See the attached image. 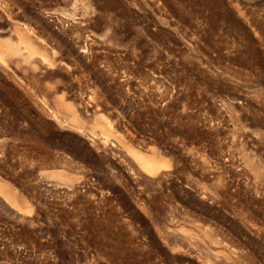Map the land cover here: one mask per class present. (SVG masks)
Here are the masks:
<instances>
[{
    "label": "rangeland",
    "instance_id": "374dc122",
    "mask_svg": "<svg viewBox=\"0 0 264 264\" xmlns=\"http://www.w3.org/2000/svg\"><path fill=\"white\" fill-rule=\"evenodd\" d=\"M22 35L49 61L0 59L30 206L0 192V264H264V0H0Z\"/></svg>",
    "mask_w": 264,
    "mask_h": 264
},
{
    "label": "bare ground",
    "instance_id": "6f19581e",
    "mask_svg": "<svg viewBox=\"0 0 264 264\" xmlns=\"http://www.w3.org/2000/svg\"><path fill=\"white\" fill-rule=\"evenodd\" d=\"M34 53H40L42 55L43 59L49 61L48 53L43 48H41L39 45H37L35 42H33L28 35H22L19 38L18 42H12L10 40H0V59H3L4 57L9 56V55H20L23 59L28 61L30 56L33 55ZM66 106H68L71 109V107L69 105H66ZM102 121H103L102 126H103L104 130L109 131L111 129L109 127V122L104 118ZM128 148L133 153V155L136 157L139 164L148 173H151V174L156 173V172L160 171L162 168H165L169 165V162L164 158L158 157L154 154L153 155L144 154V153L137 151L134 148L129 147V146H128ZM2 183L3 182L0 181V190H1L0 192L1 193L3 192L4 199H8L7 201L15 203L16 205L15 204L14 205L16 207H18L17 209H19L18 212H21V210H24V216H25V214L30 210L29 204H27V202L18 203L16 201V199L14 198L12 191ZM4 183H6V182H4ZM12 190L15 191L14 189H12ZM25 211H26V213H25Z\"/></svg>",
    "mask_w": 264,
    "mask_h": 264
}]
</instances>
